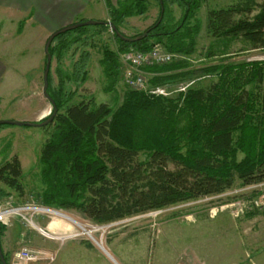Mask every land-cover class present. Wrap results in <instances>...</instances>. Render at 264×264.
I'll return each instance as SVG.
<instances>
[{"label": "trees", "instance_id": "obj_1", "mask_svg": "<svg viewBox=\"0 0 264 264\" xmlns=\"http://www.w3.org/2000/svg\"><path fill=\"white\" fill-rule=\"evenodd\" d=\"M147 1L117 0L113 4L105 0L107 20L123 33L121 26L127 18L147 12ZM156 1L159 11L155 21L129 35L147 32L139 40L124 41L107 24L80 26L56 35L49 53L59 61L70 43L82 40L81 35L86 39L110 29L117 49L107 45L101 49L105 91L115 90L121 78L119 54L127 50L148 51L159 44L169 52L190 56L200 29L199 20L190 22L202 0ZM172 4L182 10L176 21ZM205 27L214 41L227 44L241 39L249 49L263 48L264 0H239L209 9ZM90 30L94 32L87 35ZM72 31L77 34L68 42ZM212 45L208 57L216 55ZM226 53L223 50L216 63L199 69L189 68L188 60L144 68L152 74L148 79L152 86L197 80L204 74L212 77L206 86L189 88L182 101L180 96L167 98L126 88L115 107L105 102L95 104L92 98L72 102L75 92L66 88V81L73 80L76 88L85 81L90 56L86 50L72 63L71 73L57 66L56 86L49 71L47 94L57 112L45 125L52 130L37 159L43 185L37 202L74 210L94 223L107 224L220 194L235 180L244 185L264 181V62H234ZM0 183L5 186H0V199L10 191L19 197L25 195L16 155L0 162ZM5 228L0 224V237ZM3 254L8 264L7 254Z\"/></svg>", "mask_w": 264, "mask_h": 264}, {"label": "rangeland", "instance_id": "obj_2", "mask_svg": "<svg viewBox=\"0 0 264 264\" xmlns=\"http://www.w3.org/2000/svg\"><path fill=\"white\" fill-rule=\"evenodd\" d=\"M116 1L112 0L111 2L115 4ZM238 1L202 0L190 22V24L195 23V20L200 22V29L195 36V51L190 56L174 53L175 57L172 61L188 60L189 68L199 69L216 63L223 50L234 62L249 60L264 54V50L249 49V44L241 39L228 41L227 44L224 41H214L206 31L205 21L209 9L234 4ZM147 6L148 10L144 15L126 19L121 26V31L125 35L141 32L155 21L159 11L157 1L148 0ZM170 9L173 20H178L182 10L176 4L170 5ZM83 15H85V10L82 12ZM107 19L105 18V20ZM92 32L94 31H88L87 35ZM76 34V31L69 33L67 41L70 42L71 36ZM84 36L81 35L82 40L79 42L70 43L59 61L56 56H51L50 72L53 86L58 83L57 66L62 67L64 72L71 73L72 63L79 58L83 50H86L90 56L85 68L87 71L85 81L78 88L73 80L66 81V88L75 92L72 102L92 98L95 104L105 102L115 107L121 101L127 87L124 85L121 74L115 90L105 91L104 87L107 85V81L99 59L102 56L103 45L116 50L117 43L110 29L102 34L94 33L86 39H83ZM25 40L27 39L25 38ZM211 43H213L212 50L216 55L208 57V48ZM2 61L6 63L5 57H2ZM257 61L264 62V60ZM18 71L16 77L20 79ZM151 76V73L145 76L148 88L156 86L148 83ZM41 77L40 74L39 82L42 88ZM197 78L189 88L206 86L212 79L206 74ZM27 80L25 76V82ZM183 80L187 79L165 84L175 86L176 83ZM19 84L22 83L19 82ZM20 87L22 90L19 91L17 100L9 102L15 95L11 91L15 85L8 86L7 94H4V99L0 100V113L12 118L16 114L30 116L33 113L31 111L36 108L37 104L33 102L30 105L32 103L30 85L25 83V86ZM189 88L185 92H174L170 96L162 97L177 98L180 96V101H182ZM20 108L23 112H16ZM12 118L0 119L11 120ZM6 126L19 133L10 134L5 140L0 139V162L8 160L14 155L18 157L26 193L19 197L15 192L10 191V194L2 197L0 201L12 196L13 203L30 200L36 202L37 194L43 187L37 159L41 146L52 127L10 124ZM0 186L5 188L1 183ZM259 193V188L255 186V183L244 185L235 180L230 188L220 194L200 196L194 200L151 210L107 224L94 223L74 210L48 207L47 212L49 213L39 216L37 221L39 226L46 227L48 225V230L54 231L55 238H45L30 227L28 229L23 226L17 219H13L11 226L14 222L18 223L16 236L10 237V240L9 237L8 240L4 239V250L3 248L2 250L7 254L8 264H19L13 259V253L22 246L45 252V256H47L45 259L22 264H264V207L258 208L253 203L254 200H258ZM62 213L65 216H60L63 215ZM21 232L24 233L23 239L19 236ZM97 241L103 248L97 244ZM50 255L54 256L53 261L49 260Z\"/></svg>", "mask_w": 264, "mask_h": 264}, {"label": "crops", "instance_id": "obj_3", "mask_svg": "<svg viewBox=\"0 0 264 264\" xmlns=\"http://www.w3.org/2000/svg\"><path fill=\"white\" fill-rule=\"evenodd\" d=\"M84 10L85 15L82 16ZM107 13L105 0H0V100L7 94L8 86L14 84L15 88H11V91L15 95L9 102H15L22 90L20 86H25L26 83L30 85V105L33 102L37 104L30 116L16 114L12 118L0 113V118L37 122L46 117L52 107L43 96L39 82L45 60L46 39L60 27L81 19L104 20L107 19ZM28 53L30 54L25 56ZM2 57H5L6 63H3ZM17 70L20 79L16 77ZM7 84L9 85L6 87ZM27 107L30 108L29 104ZM21 109L16 112H23ZM16 132L18 131L13 128L3 126L0 128V139L5 140ZM17 227L18 223L14 222L12 226L5 228L1 238L3 250L4 239L8 240L9 237L10 240V237L16 236ZM97 244L102 247L99 241Z\"/></svg>", "mask_w": 264, "mask_h": 264}, {"label": "built area", "instance_id": "obj_4", "mask_svg": "<svg viewBox=\"0 0 264 264\" xmlns=\"http://www.w3.org/2000/svg\"><path fill=\"white\" fill-rule=\"evenodd\" d=\"M258 50H264L258 48ZM121 62V74L124 81V85L133 90H144L156 96H170L174 92H185L187 88L193 85L196 81L195 78L180 81L173 84L156 85L148 88L146 74H149L144 70L145 67L163 65L170 63L175 54L165 50L161 45L157 44L148 51H138L134 49L127 50L119 54ZM253 60H264V54L252 57ZM249 59V60H250ZM198 79V78H197ZM255 186L259 188V198L254 200V206L258 208L264 207V181L255 183ZM46 206L41 205L39 202L30 200L28 202L13 203L12 196L0 201V224L5 227H9L12 224L13 219H17L26 228L32 229L39 233L41 236L53 239L54 231H49L47 226L42 227L38 224V217L47 215ZM52 209V208H51ZM61 213V212H60ZM63 214V213H62ZM60 216H65L60 215ZM82 229V227L80 226ZM83 230V229H82ZM24 233L21 232V238L23 239ZM45 252L39 250H32L27 246H22L20 249L13 253V259L19 264L25 262H35L40 259H45ZM49 260L53 261L54 256L50 255Z\"/></svg>", "mask_w": 264, "mask_h": 264}, {"label": "water", "instance_id": "obj_5", "mask_svg": "<svg viewBox=\"0 0 264 264\" xmlns=\"http://www.w3.org/2000/svg\"><path fill=\"white\" fill-rule=\"evenodd\" d=\"M162 10H163V7L161 6V11ZM96 24H107V25H109L111 30L113 32H115V34L124 41L139 40L147 34V32H143L142 34H139L135 37H130V36H127V35L119 32L114 25H111L109 20H97V19H88V20L74 22V23L65 25L63 27H60V28L54 30L53 32L50 33V35L48 36V38L46 39L45 44H44V53H45L46 60H45V65H44V69L42 72V82H43L42 94H43V96H45V98H47V100L50 102V104L53 108L51 114L47 118H45L39 122L18 121V120H12V119L11 120L0 119V124L25 125V126H45L53 120V118L57 112V108L55 107L52 98L47 94L48 74L50 71V64H51V54L49 53V46L51 44V41L56 35H58L60 33H64L66 31L75 29V28L80 27V26L96 25ZM0 262H1V264H7V261L5 260V257H4L3 251H2L1 241H0Z\"/></svg>", "mask_w": 264, "mask_h": 264}]
</instances>
